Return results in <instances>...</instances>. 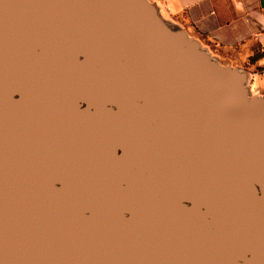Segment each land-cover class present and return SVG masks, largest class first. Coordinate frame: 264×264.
<instances>
[{"label":"water","instance_id":"obj_1","mask_svg":"<svg viewBox=\"0 0 264 264\" xmlns=\"http://www.w3.org/2000/svg\"><path fill=\"white\" fill-rule=\"evenodd\" d=\"M146 0H0V264H264V100Z\"/></svg>","mask_w":264,"mask_h":264},{"label":"crops","instance_id":"obj_2","mask_svg":"<svg viewBox=\"0 0 264 264\" xmlns=\"http://www.w3.org/2000/svg\"><path fill=\"white\" fill-rule=\"evenodd\" d=\"M171 31L264 91V0H146Z\"/></svg>","mask_w":264,"mask_h":264},{"label":"rangeland","instance_id":"obj_3","mask_svg":"<svg viewBox=\"0 0 264 264\" xmlns=\"http://www.w3.org/2000/svg\"><path fill=\"white\" fill-rule=\"evenodd\" d=\"M241 74V73H239ZM244 77V76H243ZM248 79L247 77H244V85L248 83ZM246 88V87H245ZM246 91H247V96L248 98H257V99H263L264 100V91H255V90H252L251 88H246Z\"/></svg>","mask_w":264,"mask_h":264}]
</instances>
